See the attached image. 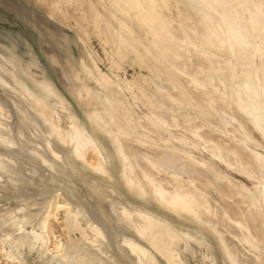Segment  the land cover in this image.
Segmentation results:
<instances>
[{
  "label": "bare ground",
  "instance_id": "1",
  "mask_svg": "<svg viewBox=\"0 0 264 264\" xmlns=\"http://www.w3.org/2000/svg\"><path fill=\"white\" fill-rule=\"evenodd\" d=\"M35 2L43 3L44 12L62 22L60 0ZM98 3L106 15L91 0L81 5L96 34L105 32L114 42L115 53L105 52L106 57L118 65L127 52H134L139 67L148 69L150 76L137 73L131 79H113L101 72L80 42V65L98 86L94 90L80 70L59 64L61 55L58 60L51 56L68 91L84 106L87 124L68 109L62 93L36 68L24 71L34 88L15 68L8 69L1 59L13 66L12 57L0 49V86L10 96L5 103L0 100V118L3 111L11 117L5 110L11 108L10 102L16 114L14 122L3 117L10 131L0 134V143L8 150L0 157V172H16V179L7 178L15 180L11 182L15 187L19 184L24 196L44 195L56 187L66 197L67 205L56 208L64 207L65 226L71 234L78 232L76 240L82 245L73 242L66 247L57 241L53 248L70 264H218L202 229L216 237L229 264H264V0ZM138 103L144 111L136 110ZM96 131L104 133L112 151ZM60 148L70 156L67 161ZM91 152L94 164L88 158ZM112 157L119 162L122 186L142 202L127 198L114 184L89 178L77 163L82 170L112 179L107 168ZM60 160L72 170L67 179L68 172L55 163ZM19 163L28 165L23 164L29 173L45 168L53 173L46 180L41 179L45 174L33 180V173L28 177L22 164L15 168ZM233 173L250 181V186ZM27 202H12L17 205L0 214L6 238L11 239L14 231L28 233L23 224L38 226L26 241L21 236L12 241L7 262L23 264L13 249L25 242L37 251H49L48 207L38 213L30 205L37 203ZM150 203L200 230L179 228ZM193 255L201 257V263Z\"/></svg>",
  "mask_w": 264,
  "mask_h": 264
},
{
  "label": "rangeland",
  "instance_id": "2",
  "mask_svg": "<svg viewBox=\"0 0 264 264\" xmlns=\"http://www.w3.org/2000/svg\"><path fill=\"white\" fill-rule=\"evenodd\" d=\"M91 1L97 6L98 10L102 14L106 15L105 9L103 8V6L100 3H98V0H91ZM80 2L82 3L83 0L82 1L80 0ZM80 2L75 0L74 1L75 4L72 6V4H73L72 1L71 2L68 1V3L66 4L62 0H60L59 6H60V8H62V14H61L62 22L60 23L59 21L57 22L56 19L50 17V15H48V13L44 12L45 10H43V9L46 8V6L43 3L35 2V0H0V49L1 50L5 49L6 51L9 52V54L12 57V60L14 63L13 66L8 65L7 63L4 62L3 59H1L2 62L6 65V67L8 69L14 70V68H15V70H17V72H18V75L21 76V78H23V79L25 78L24 80H27L28 85L29 86L31 85L30 87L34 88V86H35L34 83L27 79V76L25 75L24 71L29 72L31 69L36 68L37 74L39 76L42 75L47 80H49V81L51 80L52 82L50 81V83L53 86L54 85L56 86V87L54 86V88L60 94L62 93V96L65 98V100L68 103L67 105H69V107H70V108L68 107V109L73 113L76 112L75 114L79 117V119L81 121H83L84 123L88 124V122L86 121L87 119L84 115V111H83L84 106H81V104H78L79 102H78L77 98L74 97L72 94H70V92L68 91L65 83L62 80V76L60 74L59 68H57L59 66L52 61L51 56H56V59H57V55L58 56L61 55L62 57L60 56V57H58L59 60L57 59L58 61L63 59V60H61V62H59V64L61 63V65L65 66L66 68H72L73 67V68L80 70V72L82 74H84V76H85L84 78H85L88 86H90L94 90H96V89L98 90V86L96 85V83L93 79L89 78V80H88V77L85 75V73H83L84 71L80 65V51H79L80 42H83L86 49L92 54V56L95 59L99 69L101 70V72L109 75L113 79H115V76H119L121 78L126 77L128 79H131L132 75H136L137 73L142 74L145 77H149L150 72L145 67H142V68L139 67L138 57L136 56V54L134 52H131V51L127 52V56L124 59L119 60L118 65L111 64L109 58L106 57L105 52H109L110 54L115 53L114 47H113L114 42L110 39H109V41L107 40L108 38H110V35L105 33V32L97 35L98 33L93 30L94 25L89 21L88 13H86L85 8L81 5ZM36 3H38L37 6H36ZM41 4H42V6H41ZM70 6H71V8H70ZM74 6H76L77 9ZM40 7H41V9H40ZM69 8L72 11L71 10L68 11ZM73 9H76L77 12H76V10H73ZM73 12L75 14L74 16H73ZM79 16L81 17V19ZM113 22H114V20H113ZM78 23H80V24H78ZM100 35H101V37H100ZM82 37L84 38V40H81ZM105 39L107 40V42L104 41ZM108 43H110V44H108ZM54 48H55V50H54ZM62 53L64 54V56ZM62 61H64L65 64ZM256 61H258V58H256ZM16 66H18V67H16ZM42 70H44L45 74L43 73ZM68 82H69L68 83L69 85L73 84V81H71L70 79ZM4 91H5L4 88H1V86H0L1 103L2 102L5 103L6 100H4V98H10L9 94L6 93V91L5 92ZM6 94H8L7 95L8 97L5 96ZM125 94L128 95L127 93H125ZM10 103H11L10 104L11 108L7 107L5 110L8 109L10 111L11 117L9 115H5L4 111L1 112L2 113V119L0 118V121H1L0 122V131L2 133L0 132V134L3 136L8 135L9 131H10L9 128L7 127V121H5V120L8 119L9 121L10 120L13 122L16 121L15 120L16 117L14 116L16 114H12V111H11L12 109L14 110V108H12V102H10ZM138 104H139L140 108L137 107L136 110L137 111H144V108L140 105V103H138ZM3 117L5 118V120ZM10 118H12V119H10ZM2 120H4V121H2ZM2 123H4V124H2ZM4 127H7V129ZM1 128L3 129V131ZM96 132L95 133L97 134V136L104 141V144L106 145V148L108 149V151H112L113 147H112L110 141L106 138V136L103 135L104 133H101L99 131H96ZM257 137L259 139H261L260 136H258V134H257ZM37 139H38V137H37ZM37 139H35V140H37ZM1 144L2 143H0V155H1L0 157H5V156H7L6 154H8L7 153L8 150H6V148L3 146V144L2 145ZM61 149L62 148H60V151L62 152ZM63 150H65V148ZM65 152L66 151L62 152L63 156L65 155L63 157L64 160L70 158V156L67 157V153H65ZM88 158H89V161L91 162V164L95 163V156H94L93 152L88 154ZM111 159H112L111 160L112 162H111V164L110 163L107 164V168L110 169V172L112 174V179H108V177L103 176V178H106L104 180H103V178L98 177L99 176L98 174L96 175L94 173H90V172H92V170H90L89 168H88V170H90V171L84 170V169L82 170L80 162L77 161V163L80 164V165L78 164V167L81 169V171L84 172L86 175H88L89 178L99 179L98 182L101 181L100 183H102L103 185L106 184V186L114 184L115 187H118L119 190H122V192L124 194H126L125 196L127 198H129L131 200H137L140 202L141 201L140 199L136 198V196L134 197L133 195H131L130 192L128 191V189L126 187L122 186L121 180H120V177L118 174V169L120 167L119 162L117 161L116 157H112ZM55 163H56V165L57 164L60 165L61 160L59 163H58V161ZM10 164L13 165L12 162ZM21 164L23 165L24 163H21ZM21 164L19 163L17 166L15 165V168L20 169L22 166ZM112 164H113V166H112ZM24 165L22 168L26 169V167H28V165H25L26 167H24ZM63 166L65 167L66 165H64L63 161H62V164L60 165V167L62 168ZM64 169L68 172V174L66 173L67 177L65 176L66 177L65 179H67V178H69L68 175H72V170L70 168L69 169L64 168ZM27 170L28 169H26V171L24 170L25 173L27 172V175L30 174L28 177L32 178L31 175L33 172L31 173V171H30V173H29V170L28 171ZM86 171H88V172H86ZM3 172L4 173H2V171L0 172V175L3 176V178L0 177V183H1L0 190H3V191H0V199H1V201H0V207H1L0 208V214L1 215L3 213H5L3 211H5L7 209L9 210L12 206H14L16 204V203L13 204L12 202H17V204L19 203L18 205H20L21 203L23 204L24 202H27L25 200H28L29 202H27V203L30 204L32 202L37 203L38 199L40 200V201H38V203L41 202L39 204L37 203L39 206L37 204H36L37 206L32 205L33 203L30 204L31 207L34 206L33 209H35V211L32 209L31 212H33V211L34 212L38 211V213L40 211L43 212L44 209L46 207H48L47 212L50 213V217L48 219V226H49L48 236H49L51 242H50V246H49V242L47 244L49 246V251L48 252L41 251V250L37 251L36 248L31 247V245L29 246L28 243H26V242L22 246H20L18 249H13V251L21 256V258L23 260V264H70V262H67L66 260L62 259V255H61L60 251L53 248L54 243H56L57 241H59V243L62 242L63 245L66 247L71 246V244L73 242L76 243L75 245H78V246L82 245L80 241L76 240L77 236H78V232L74 231L73 234H71L69 229L65 226V213H64L65 211L63 209L64 207H60L58 209L56 208L57 206H59V204L60 205H62V204L67 205L68 201H67L66 197L63 194H61V191L57 190L56 187H52L51 189L49 188L50 190L47 189V192L45 193L46 195L45 194L43 195V193H39V195H36V194H38L36 192L35 195L32 194L33 196L32 195H25L24 196L23 192L20 191L21 189L18 186L19 184L17 183L16 187H15L14 186L15 183H13V184L11 183L12 181L13 182L15 181V180L11 181L10 179L13 177L12 175L16 174V172L11 173L10 171H8L9 174H7L6 173L7 171H5L4 169H3ZM51 172L53 173L52 170H48V168H45L43 170V172H41V173H38V174L33 173V175H34L33 180H35L37 178L36 176H38V178L40 179L41 175H43V174H45L46 176L43 175L41 177V179L46 180L47 177H49V176H47V175H49L48 173H51ZM1 173L5 175V177H6L5 180H4V175H2ZM16 176L17 175H15L12 179H14V178L16 179ZM233 176L236 178H239L240 180H243L248 185L250 184V181L246 180L245 178H243L241 176H238L234 173H233ZM7 177H9L10 179H8ZM70 178H71V176H70ZM7 179L10 182L7 181ZM51 181H53V180H51ZM2 182H4V183L2 184ZM6 182H9V192L8 193H7L8 183H6ZM106 182H108V183H106ZM10 184H12L13 186L10 187ZM5 185L7 186V188L4 187ZM70 185H71V183H70ZM14 191H16L17 193ZM19 192L22 193V195L19 194ZM16 194H19V195H16ZM21 196H22V198L24 197L26 199L23 198L24 199L23 200L21 198ZM32 199H34V200L32 201ZM11 200H12V202H11ZM5 203H6V206H5ZM148 206L154 210L160 211L162 214H165L179 228L189 230L191 232H195L196 230H200V229H196V228H199L197 224L190 222L186 219H183L182 217L178 218L177 215L174 213L163 211L162 209L156 207V205L154 203H150ZM2 207H5V208H2ZM41 208H42V210H41ZM42 212H40V213H42ZM38 216L39 215H37V217ZM181 219H183V220H181ZM179 224H181V225H179ZM23 229H25L26 232H28V233H23V232L21 233L18 231H14L13 234L14 235L16 234V236H13V234H12L10 236L11 239L6 238V236H5L6 232L1 231L3 229H0V264H19L16 262H13V263L7 262L6 258H5L6 257V251L8 250V247L12 243V241L18 240L19 236L23 237V240H25L26 237L31 238L32 232L38 231L37 230L38 226L36 224L34 225V223H31V224L28 223V224H23ZM4 230H5V228H4ZM202 231L206 235L208 242L210 243V245L212 247V252L218 261L217 263L218 264H229L227 261H225L222 258V251L219 247V244L216 240V237L211 232H209L207 230L202 229ZM1 242H2V245H1ZM11 245H13V244H11ZM4 246L6 249L3 250L2 247H4ZM70 250H71V248L69 249V251ZM196 256L197 255H195V256L193 255L194 260H196L198 263H201L202 258L198 257V256L196 257ZM85 264H89V262H86Z\"/></svg>",
  "mask_w": 264,
  "mask_h": 264
},
{
  "label": "snow or ice",
  "instance_id": "3",
  "mask_svg": "<svg viewBox=\"0 0 264 264\" xmlns=\"http://www.w3.org/2000/svg\"><path fill=\"white\" fill-rule=\"evenodd\" d=\"M262 127H264V125H262Z\"/></svg>",
  "mask_w": 264,
  "mask_h": 264
}]
</instances>
